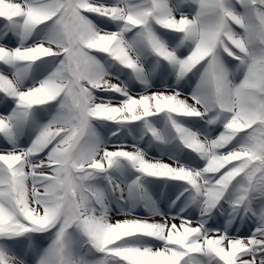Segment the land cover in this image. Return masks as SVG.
<instances>
[{
	"label": "snow or ice",
	"instance_id": "obj_1",
	"mask_svg": "<svg viewBox=\"0 0 264 264\" xmlns=\"http://www.w3.org/2000/svg\"><path fill=\"white\" fill-rule=\"evenodd\" d=\"M0 264H264V0H0Z\"/></svg>",
	"mask_w": 264,
	"mask_h": 264
}]
</instances>
